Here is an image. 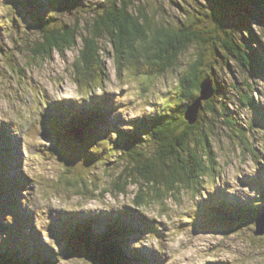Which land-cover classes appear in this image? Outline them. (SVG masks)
I'll use <instances>...</instances> for the list:
<instances>
[{
  "label": "rangeland",
  "instance_id": "obj_1",
  "mask_svg": "<svg viewBox=\"0 0 264 264\" xmlns=\"http://www.w3.org/2000/svg\"><path fill=\"white\" fill-rule=\"evenodd\" d=\"M6 1L0 0V126H4L0 128V166L3 167L2 165L9 161L7 157L4 161L2 151H9L15 159V168L6 172L0 169V207H4L2 201L6 202L13 197L17 199L21 210L17 213L6 212L3 217L5 223L16 225L15 220H19L21 216L19 223L25 227V219L31 220L30 226L33 232H37L35 237L38 244L55 252L56 264H89L77 256L67 257L56 243V236L58 240L63 237L60 234L55 235L52 226L64 232L61 234L69 235L66 232L72 219L74 222L94 220L98 228L105 231H109L108 228L114 221H117L120 227H123L125 222L133 224L135 233L133 236H127V241L122 246L129 251L140 250V253L148 258L158 257V260H153V264H264V236H255L254 228L230 233L231 229L225 226L204 230L217 223L203 224L202 227L200 224L199 227L190 225L196 220L199 209L204 208L203 201L208 200V194L195 200L196 196L183 190L174 196L173 200L152 199L148 204L137 207L133 200L138 185L128 179L129 184L125 191L120 192L117 189V185L126 179L118 181L126 164L118 168L115 163L118 157L115 150L105 149L98 160L101 164L97 161L87 167H70L69 164H73L68 162V168L72 172L67 171L68 168L62 165V160L67 162L63 154L70 147L66 146V143H58L56 138L54 141L51 136L48 138L43 130V121L49 117L50 111L55 113L54 110L67 107L78 109L88 103L83 101L81 90L73 80V64L77 62L81 41L76 39V44L66 49L63 54L54 51L46 58L34 57L30 49L34 46L31 43L38 35V28L32 25V18L25 11L16 8L13 12L12 7L6 8ZM214 1L218 3L215 4ZM174 2L182 8L177 7ZM199 2H205L207 13L212 14L210 18L207 17L206 22L201 21L202 13L196 10L199 3L194 0H143L149 16L155 10H160L157 15L160 26L169 23L166 26L177 29L181 21L185 20L187 25L196 27L198 17L201 18L199 32L203 33L207 31L205 27L209 29L211 23L218 18L228 19V27L232 25L234 16L231 15L230 18L226 8L215 6L222 3L220 0ZM21 12L24 15L18 14ZM59 18L61 23L67 25H74L79 20L83 26L92 16L66 13ZM250 27L259 33L260 28L254 22H250ZM105 42L109 40L104 39L101 42L102 59L109 77L103 82H98L100 86H104V90L98 89L96 94L114 106L109 117L110 122L117 121L118 127L124 129L128 128V120L155 112L161 99L169 98V92L177 89L180 72L187 67L188 62L196 59L199 47H202V53L206 52V58L210 48L209 43L203 46L193 43L179 58L180 65L153 79L144 74V68L136 71L124 66L119 73L114 46ZM26 43L30 45L29 48H26ZM219 68L222 69L221 64ZM235 68L234 72L221 71L220 74L230 83L241 84L247 79V75L238 67ZM253 89L254 99L264 107V82L258 80ZM230 107L232 111L238 109V118L245 122L244 127L250 124L253 119L251 111L247 108L239 111L237 101ZM103 131H106L108 139H111L109 131ZM218 133L214 136L216 139H213V151L219 163L217 189L224 195L229 194L237 199H252L250 201L258 203L255 177L264 180L263 137L252 131L247 136L260 154L258 159H255L252 154L245 152L237 141H232L227 129ZM14 138L18 140V145H13ZM101 147L103 145L98 144L97 149ZM52 148L59 153L54 152ZM70 158L75 157H69V160ZM78 161L83 160L80 158ZM11 165H14V162ZM63 176L74 177L71 179H76V182L71 184L63 180ZM138 184L140 185V181ZM3 190L5 191L2 192ZM208 191L215 192V188H208ZM17 201H12L16 209ZM199 221L202 222L201 219ZM13 239L14 236L0 235V245L14 250L16 248Z\"/></svg>",
  "mask_w": 264,
  "mask_h": 264
},
{
  "label": "trees",
  "instance_id": "obj_2",
  "mask_svg": "<svg viewBox=\"0 0 264 264\" xmlns=\"http://www.w3.org/2000/svg\"><path fill=\"white\" fill-rule=\"evenodd\" d=\"M194 1L199 3L196 10L202 13L201 21L206 22L207 17L212 15L211 12L207 13L206 3ZM220 1L222 3L215 6L226 8L230 18L231 15L234 16L232 25L228 27V19L218 18L211 23L209 29L205 27L207 31L204 33L199 32V17L196 27L187 25L185 20L181 21L177 29L166 26L169 23L158 25L157 15L160 10H155L149 16L143 0H7L5 7H12L11 11L16 8L24 9L31 16L32 25L38 28V35L31 43L34 46L30 49L36 58H46L54 51L63 54L76 44V39H80L79 56L73 64V80L81 90L83 100L88 98L91 101V94L95 95L98 88L104 87L98 82L109 77L102 59L101 42L104 39L109 40L105 43L114 46L119 73L124 66L136 71L144 68V74L153 79L180 65L179 58L193 43H199V46L209 43L208 57H204L206 52L202 53V47H199L196 59L188 62L187 67L180 72L177 89L169 92V98L163 97L159 108L151 116L138 118L132 122L130 129L120 130L115 139H108L103 132H98L97 135L91 132L96 122H105L108 118L106 105L98 102L99 96L95 105L84 110L85 113L81 115L77 111H57L59 119L50 118L49 126L56 141L66 143L72 150L71 157L75 158L73 163L69 160L73 164L70 167L75 166L76 156L82 158L83 161H79V164L84 167L92 165L96 159L98 161L104 151L96 150L95 142L106 139L110 146L113 143V148L118 153L115 160L118 168L126 164L118 181L126 179L117 185V189L125 191L128 179L138 185L133 200L137 207L148 204L152 199L173 200L183 190L196 196L195 200L208 194V200L203 201L204 208L199 209L197 220L190 225L221 223L233 228L230 233H236L252 227L255 219L261 215L264 206V180L255 177L258 203L250 201L252 199L224 195L216 187L219 163L213 151V139H216L214 136L220 130L227 129L232 141H237L245 152L252 154L255 159L260 155L247 136L252 131L257 135L261 134L264 139V107L254 99L253 89L258 80L264 81V0ZM174 4L182 8L176 2ZM66 13L88 14L92 18L83 26L79 20L74 25H67L61 23L58 17ZM250 22L259 26V33L250 27ZM83 29L86 32L82 33ZM25 46L30 47L27 43ZM235 67L247 75V79H242L241 84L230 83L220 74L221 71L234 72ZM207 77L213 81V96L202 103L197 120L191 124L186 113L199 96L200 85ZM234 101L239 103V111L247 108L256 116L248 126L244 127L245 122L238 118V109H230ZM63 118L67 120L64 121ZM73 127L81 128L84 135L90 133L92 137H88L80 146L68 145ZM90 145L92 147L89 148ZM53 151L56 152L55 149ZM67 171L72 172L70 168ZM71 178L74 177L63 176L62 179L74 184L76 179ZM208 188H215V192L208 191ZM92 223L91 219L76 222L68 230L69 240L65 243L67 257L77 256L89 264L150 261L140 251H129L122 246L127 241L125 237L132 234L133 227L125 224L118 227V222L114 221L110 230L105 231ZM3 230L5 227L0 224V235ZM55 232L60 234V231ZM0 264L55 262L53 256L47 253L38 254L36 251V255L28 256L17 250L12 254L11 248L6 249L0 245Z\"/></svg>",
  "mask_w": 264,
  "mask_h": 264
},
{
  "label": "water",
  "instance_id": "obj_3",
  "mask_svg": "<svg viewBox=\"0 0 264 264\" xmlns=\"http://www.w3.org/2000/svg\"><path fill=\"white\" fill-rule=\"evenodd\" d=\"M213 81L210 80L208 77L201 83L200 85V94L196 98V100L193 102V104L190 106L188 112L186 113L187 120L192 124L194 123L198 118V113L201 110L202 103L204 101L209 100L214 93L213 88ZM256 230L255 235L257 236H263L264 235V210L262 214L257 218L256 220Z\"/></svg>",
  "mask_w": 264,
  "mask_h": 264
},
{
  "label": "bare ground",
  "instance_id": "obj_4",
  "mask_svg": "<svg viewBox=\"0 0 264 264\" xmlns=\"http://www.w3.org/2000/svg\"><path fill=\"white\" fill-rule=\"evenodd\" d=\"M13 145H14V146H15V145H18V140H16L15 138H14V143H13ZM91 215H95V214H91ZM91 215H89V216H91ZM155 259L158 260V257H156Z\"/></svg>",
  "mask_w": 264,
  "mask_h": 264
}]
</instances>
